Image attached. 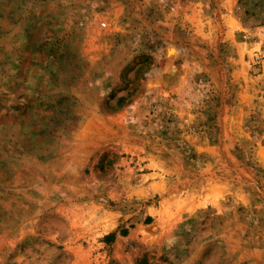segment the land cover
<instances>
[{"label": "rangeland", "instance_id": "rangeland-1", "mask_svg": "<svg viewBox=\"0 0 264 264\" xmlns=\"http://www.w3.org/2000/svg\"><path fill=\"white\" fill-rule=\"evenodd\" d=\"M0 264H264V0H0Z\"/></svg>", "mask_w": 264, "mask_h": 264}, {"label": "built area", "instance_id": "built-area-1", "mask_svg": "<svg viewBox=\"0 0 264 264\" xmlns=\"http://www.w3.org/2000/svg\"><path fill=\"white\" fill-rule=\"evenodd\" d=\"M102 26H104V24H102Z\"/></svg>", "mask_w": 264, "mask_h": 264}]
</instances>
